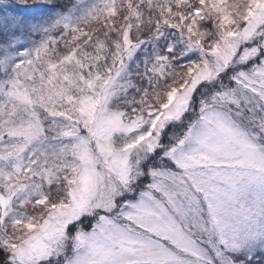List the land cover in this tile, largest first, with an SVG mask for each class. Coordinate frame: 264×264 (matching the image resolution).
<instances>
[{
    "label": "snow or ice",
    "instance_id": "1",
    "mask_svg": "<svg viewBox=\"0 0 264 264\" xmlns=\"http://www.w3.org/2000/svg\"><path fill=\"white\" fill-rule=\"evenodd\" d=\"M0 264H264V0H0Z\"/></svg>",
    "mask_w": 264,
    "mask_h": 264
}]
</instances>
